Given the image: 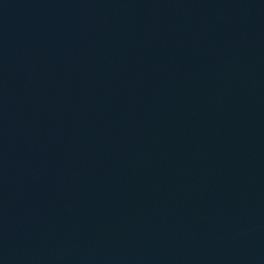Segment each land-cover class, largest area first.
I'll return each mask as SVG.
<instances>
[{
  "label": "water",
  "instance_id": "obj_1",
  "mask_svg": "<svg viewBox=\"0 0 264 264\" xmlns=\"http://www.w3.org/2000/svg\"><path fill=\"white\" fill-rule=\"evenodd\" d=\"M0 264H264V0H0Z\"/></svg>",
  "mask_w": 264,
  "mask_h": 264
}]
</instances>
